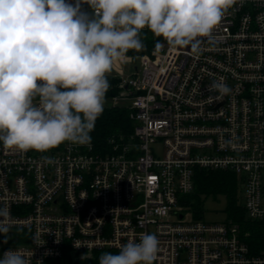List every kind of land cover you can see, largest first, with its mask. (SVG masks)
Returning a JSON list of instances; mask_svg holds the SVG:
<instances>
[{"label": "built area", "instance_id": "2783aa9c", "mask_svg": "<svg viewBox=\"0 0 264 264\" xmlns=\"http://www.w3.org/2000/svg\"><path fill=\"white\" fill-rule=\"evenodd\" d=\"M161 43L139 55V71L118 76L114 104L132 97L134 126L109 151L65 142L22 153L0 143V207L11 225L0 258L11 249L29 264H57L67 252L119 250L154 233V264H264L237 223L186 219L180 203L195 169L229 170L246 216L264 222V0H237L197 53ZM221 79L231 92L217 99L207 87Z\"/></svg>", "mask_w": 264, "mask_h": 264}, {"label": "clouds", "instance_id": "9594fccd", "mask_svg": "<svg viewBox=\"0 0 264 264\" xmlns=\"http://www.w3.org/2000/svg\"><path fill=\"white\" fill-rule=\"evenodd\" d=\"M237 0H0V143L8 150L48 152L65 142L90 145L110 88L107 74L130 50H143L144 30L172 48L200 51ZM87 5V9L83 6ZM160 40L155 47L162 48ZM208 92L228 95L213 80ZM0 207V235L10 231ZM36 246H43L33 237ZM159 240L141 233L104 252L99 264H154ZM0 264H29L4 252ZM42 264V261H37ZM262 264V262H253Z\"/></svg>", "mask_w": 264, "mask_h": 264}, {"label": "trees", "instance_id": "16d2710c", "mask_svg": "<svg viewBox=\"0 0 264 264\" xmlns=\"http://www.w3.org/2000/svg\"><path fill=\"white\" fill-rule=\"evenodd\" d=\"M162 38L154 37L147 29L144 30L143 50H130L127 55H141L149 53L156 44V41ZM110 88L105 97L115 96L119 92L120 78L117 76L107 75ZM133 122L129 118V105H111L104 106V112L97 119L94 130L90 133L91 142L96 147H102L104 150L111 149L110 140L120 144L132 133ZM239 178L235 173L229 170H211L197 168L193 174V189L186 194L180 203L190 210L195 218L202 217V203L200 196L202 194H219L222 193L227 199L226 220H231L239 225L243 239L247 242L253 252L264 250V222L252 221L246 216L245 209L242 205ZM119 250L104 249L94 251L90 256H77L66 253L57 264H99V257L104 252L118 253Z\"/></svg>", "mask_w": 264, "mask_h": 264}, {"label": "rangeland", "instance_id": "374dc122", "mask_svg": "<svg viewBox=\"0 0 264 264\" xmlns=\"http://www.w3.org/2000/svg\"><path fill=\"white\" fill-rule=\"evenodd\" d=\"M141 68L139 55H126V59H122L114 64L112 70L107 75L118 76L122 72L124 76H129L134 71H139ZM132 102V97H120L116 102L117 105L128 106ZM114 97H105V105L111 106L114 105ZM240 182V179H239ZM241 195V190L239 191ZM202 203V217L209 222L216 221H225L228 218L226 207L227 199L226 196L222 193L219 194H202L200 196ZM193 216L192 212L189 211L186 215V219H191Z\"/></svg>", "mask_w": 264, "mask_h": 264}, {"label": "crops", "instance_id": "0c3cea01", "mask_svg": "<svg viewBox=\"0 0 264 264\" xmlns=\"http://www.w3.org/2000/svg\"><path fill=\"white\" fill-rule=\"evenodd\" d=\"M125 59H126V57L124 58V60H125ZM120 73H122V72H120ZM118 76H119V75H118ZM118 76H117V77H118Z\"/></svg>", "mask_w": 264, "mask_h": 264}]
</instances>
